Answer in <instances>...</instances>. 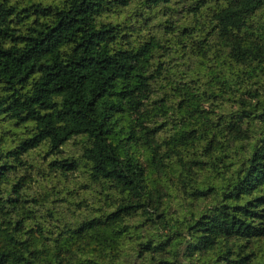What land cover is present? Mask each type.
I'll use <instances>...</instances> for the list:
<instances>
[{
  "label": "trees",
  "instance_id": "16d2710c",
  "mask_svg": "<svg viewBox=\"0 0 264 264\" xmlns=\"http://www.w3.org/2000/svg\"><path fill=\"white\" fill-rule=\"evenodd\" d=\"M0 264H264V0H0Z\"/></svg>",
  "mask_w": 264,
  "mask_h": 264
},
{
  "label": "rangeland",
  "instance_id": "374dc122",
  "mask_svg": "<svg viewBox=\"0 0 264 264\" xmlns=\"http://www.w3.org/2000/svg\"><path fill=\"white\" fill-rule=\"evenodd\" d=\"M20 1V3L22 4V3H25L27 0H19ZM31 1H33V2H38V3H41L42 5H58V4H60V0H31ZM55 180H57L56 178H54V181L53 182H55ZM65 186H70V187H72V186H74V184L73 183H71V181H66L65 182ZM32 185L33 186H35V188H38V186H40L41 184H39L38 182H36V181H33L32 182ZM61 186V185H60ZM32 192H34V191H39V189H36V190H34L33 188H32V190H31ZM67 195V197L68 198H70V195L69 194H66ZM77 197V196H76Z\"/></svg>",
  "mask_w": 264,
  "mask_h": 264
}]
</instances>
